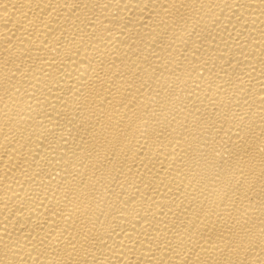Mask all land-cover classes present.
Here are the masks:
<instances>
[{
	"label": "bare ground",
	"instance_id": "1",
	"mask_svg": "<svg viewBox=\"0 0 264 264\" xmlns=\"http://www.w3.org/2000/svg\"><path fill=\"white\" fill-rule=\"evenodd\" d=\"M0 264H264V0H0Z\"/></svg>",
	"mask_w": 264,
	"mask_h": 264
}]
</instances>
